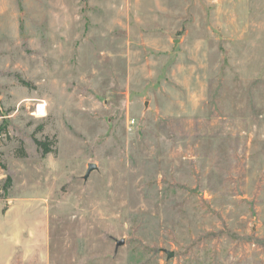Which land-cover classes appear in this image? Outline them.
<instances>
[{
	"label": "rangeland",
	"instance_id": "obj_1",
	"mask_svg": "<svg viewBox=\"0 0 264 264\" xmlns=\"http://www.w3.org/2000/svg\"><path fill=\"white\" fill-rule=\"evenodd\" d=\"M0 126V264H264V0H0Z\"/></svg>",
	"mask_w": 264,
	"mask_h": 264
},
{
	"label": "trees",
	"instance_id": "obj_2",
	"mask_svg": "<svg viewBox=\"0 0 264 264\" xmlns=\"http://www.w3.org/2000/svg\"><path fill=\"white\" fill-rule=\"evenodd\" d=\"M5 127L4 126H0V131L3 130ZM36 145L38 146V148L42 149V153L43 154H48L50 152L49 149H47L46 144L42 143L40 141H35Z\"/></svg>",
	"mask_w": 264,
	"mask_h": 264
},
{
	"label": "water",
	"instance_id": "obj_3",
	"mask_svg": "<svg viewBox=\"0 0 264 264\" xmlns=\"http://www.w3.org/2000/svg\"><path fill=\"white\" fill-rule=\"evenodd\" d=\"M95 169V166L94 165H89L88 166V169L86 171V175H85V178H87V176L89 175V173ZM124 244V241L123 240H120V241H117L116 242V247L115 249H117L118 247L122 246Z\"/></svg>",
	"mask_w": 264,
	"mask_h": 264
},
{
	"label": "bare ground",
	"instance_id": "obj_4",
	"mask_svg": "<svg viewBox=\"0 0 264 264\" xmlns=\"http://www.w3.org/2000/svg\"><path fill=\"white\" fill-rule=\"evenodd\" d=\"M37 114H38V117L44 114V106L42 104L37 106Z\"/></svg>",
	"mask_w": 264,
	"mask_h": 264
}]
</instances>
